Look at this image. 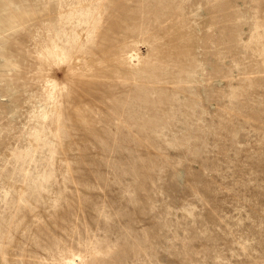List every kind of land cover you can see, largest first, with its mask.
I'll return each mask as SVG.
<instances>
[{"label":"rangeland","instance_id":"rangeland-1","mask_svg":"<svg viewBox=\"0 0 264 264\" xmlns=\"http://www.w3.org/2000/svg\"><path fill=\"white\" fill-rule=\"evenodd\" d=\"M0 264H264V0H0Z\"/></svg>","mask_w":264,"mask_h":264},{"label":"bare ground","instance_id":"bare-ground-1","mask_svg":"<svg viewBox=\"0 0 264 264\" xmlns=\"http://www.w3.org/2000/svg\"><path fill=\"white\" fill-rule=\"evenodd\" d=\"M132 56H134V54H130V58H131Z\"/></svg>","mask_w":264,"mask_h":264}]
</instances>
